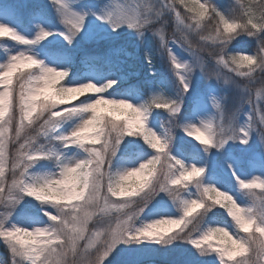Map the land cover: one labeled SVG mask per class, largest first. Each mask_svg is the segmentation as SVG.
<instances>
[{
	"label": "snow or ice",
	"instance_id": "6c2138e0",
	"mask_svg": "<svg viewBox=\"0 0 264 264\" xmlns=\"http://www.w3.org/2000/svg\"><path fill=\"white\" fill-rule=\"evenodd\" d=\"M126 33L147 92L124 48L75 70L72 50ZM242 36L255 51L232 48ZM0 243L11 264L181 245L180 264H264V0H47L27 27L0 3Z\"/></svg>",
	"mask_w": 264,
	"mask_h": 264
},
{
	"label": "trees",
	"instance_id": "16d2710c",
	"mask_svg": "<svg viewBox=\"0 0 264 264\" xmlns=\"http://www.w3.org/2000/svg\"><path fill=\"white\" fill-rule=\"evenodd\" d=\"M23 1V0H22ZM215 2L219 3L222 6H227L231 2V0H215ZM46 4L44 1L40 0H26L23 2V6L25 8L26 12H30L31 9L37 5H43ZM26 15L25 13L22 15V19H25ZM170 24L166 26V30H169ZM149 42L153 43L151 36L149 37ZM124 48L127 49V51L133 53V59L127 60L126 67H128L129 71L134 72L135 75L132 76L130 83L132 84H138L142 88L143 91L147 92L149 88L151 87V81H153L155 78L149 76L148 70L145 68L144 63L142 61L143 59V46L140 47V50H137L136 40L133 38L130 34H124L120 38H118L115 42L112 44H101V45H88L86 48H82L83 50H80L78 54H76V58L74 60V68L75 70L79 69L76 67H80L82 64L80 59H83V57L86 54L89 55H103L105 52L108 51L109 48ZM232 48L234 49H242L246 48L250 51H255V44L254 42L248 38V37H240L238 40L233 42ZM120 59H126L125 57H120ZM156 67L159 71L165 72L167 71V64L166 62L160 61L159 58L156 60ZM243 83V81H242ZM186 147H188L186 145ZM190 148V147H189ZM221 209H214V212L216 214L215 218L220 220H226L225 214L221 213ZM212 214H210L211 216ZM162 256H159L157 260L160 262Z\"/></svg>",
	"mask_w": 264,
	"mask_h": 264
},
{
	"label": "rangeland",
	"instance_id": "374dc122",
	"mask_svg": "<svg viewBox=\"0 0 264 264\" xmlns=\"http://www.w3.org/2000/svg\"><path fill=\"white\" fill-rule=\"evenodd\" d=\"M25 1L26 0H23V1L22 0H0V3H6V4H10V5L15 6L16 10H17L22 22H23V25L25 27H27L28 20H29V14L34 10V7L31 9L30 12H26L25 8L23 6V2H25ZM40 1H44L47 3V0H40ZM24 13L26 15V18L22 19V15ZM169 24H170V28H169V30H166V34H167L168 38L171 39L173 36V32H174V25L171 22V19H169ZM157 27H159V25H157ZM8 43L10 45L12 44V42H10V41ZM88 45H92V44H82L78 48H76L75 50H72L73 57L76 58V56H77L76 54H78L80 52V50H83L82 48H86V46H88ZM239 50H241V49H239ZM242 50H245L247 52L249 51L246 48H242ZM251 52L252 51H250L249 53H251ZM142 61H143V59H142ZM143 63H144V61H143ZM144 66L146 69L148 68L145 63H144ZM62 83H66V80L62 81ZM205 83H206V81H200L198 79V86L199 87L202 88ZM81 99H83V97H81ZM78 102L79 101H75V103H78ZM229 107H231V104H229ZM187 146L191 147V145H187ZM256 150L257 151L259 150L258 144L256 145ZM217 209H219V208H217ZM33 210L34 209H30V211H33ZM221 210H222L221 213L225 214L223 209H221ZM226 218H227L226 220H220L217 218L216 219L219 220L222 224L230 223V219L227 216H226ZM187 247H188L187 245H181V246L174 248V249H171L167 252L150 254V255L145 257V264H157L159 262L157 260V258H159V256H162L161 259H163L160 261L161 264H180L181 261L190 258V254L186 251ZM202 259H211V258H202ZM0 261H3V264H11L8 250L6 249V247L2 243H0Z\"/></svg>",
	"mask_w": 264,
	"mask_h": 264
}]
</instances>
